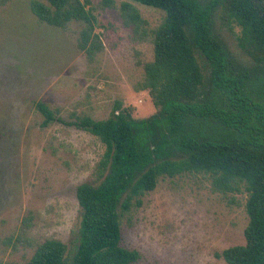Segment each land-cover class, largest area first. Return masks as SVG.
Masks as SVG:
<instances>
[{
    "label": "rangeland",
    "instance_id": "obj_1",
    "mask_svg": "<svg viewBox=\"0 0 264 264\" xmlns=\"http://www.w3.org/2000/svg\"><path fill=\"white\" fill-rule=\"evenodd\" d=\"M123 2L144 22L137 33L123 23ZM87 8L102 46L91 59L78 49L82 24L50 27L31 13L28 0L0 5V264L26 262L45 240H58L70 251L77 245L76 189L101 181L104 146L66 123L75 116L105 120L117 104L131 108L136 119L156 113L147 91L137 89L143 65L153 60L151 33L164 13L129 0H89ZM219 16L220 10L211 16L213 36L234 67L251 69L237 46L239 30L223 27ZM198 59L207 79L208 66ZM37 101L57 111L63 123L42 127ZM246 199L245 193L212 191L202 175L159 179L141 206L121 218V246L140 254L134 264H227L215 254L244 245Z\"/></svg>",
    "mask_w": 264,
    "mask_h": 264
},
{
    "label": "trees",
    "instance_id": "obj_2",
    "mask_svg": "<svg viewBox=\"0 0 264 264\" xmlns=\"http://www.w3.org/2000/svg\"><path fill=\"white\" fill-rule=\"evenodd\" d=\"M8 0H0V5ZM164 13L152 31L153 60L143 65L138 91H147L156 109L136 119L117 104L111 116H75L66 123L104 146L101 181L76 189L80 222L72 251L45 240L22 264H134L135 250L121 246V218L141 206L159 179L202 175L223 195L247 196L244 245L216 253L227 264H264V0H129ZM110 4V0H106ZM31 13L50 27L82 24L78 49L91 59L102 49L94 33L89 0H28ZM228 30L238 29L240 51L251 69L236 68L210 29L212 13ZM124 25L137 33L144 24L129 2L120 5ZM201 55L209 69L204 68ZM208 81V90L205 85ZM42 127L63 123L43 101L35 103ZM15 264V263H8Z\"/></svg>",
    "mask_w": 264,
    "mask_h": 264
}]
</instances>
